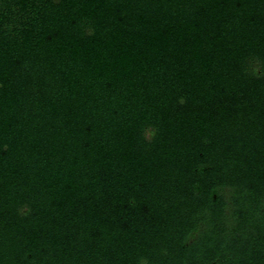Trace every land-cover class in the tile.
<instances>
[{
  "label": "trees",
  "instance_id": "obj_1",
  "mask_svg": "<svg viewBox=\"0 0 264 264\" xmlns=\"http://www.w3.org/2000/svg\"><path fill=\"white\" fill-rule=\"evenodd\" d=\"M0 264H264V0H0Z\"/></svg>",
  "mask_w": 264,
  "mask_h": 264
}]
</instances>
